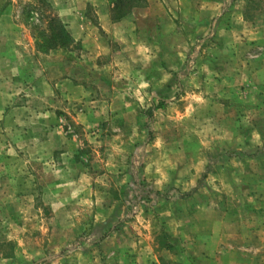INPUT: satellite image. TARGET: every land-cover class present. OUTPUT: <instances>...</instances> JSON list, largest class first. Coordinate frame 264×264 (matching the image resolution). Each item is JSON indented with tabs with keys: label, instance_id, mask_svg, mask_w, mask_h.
<instances>
[{
	"label": "rangeland",
	"instance_id": "374dc122",
	"mask_svg": "<svg viewBox=\"0 0 264 264\" xmlns=\"http://www.w3.org/2000/svg\"><path fill=\"white\" fill-rule=\"evenodd\" d=\"M47 1L0 0V264H264V0Z\"/></svg>",
	"mask_w": 264,
	"mask_h": 264
},
{
	"label": "crops",
	"instance_id": "0c3cea01",
	"mask_svg": "<svg viewBox=\"0 0 264 264\" xmlns=\"http://www.w3.org/2000/svg\"><path fill=\"white\" fill-rule=\"evenodd\" d=\"M53 2V6L57 9L60 8L59 4H56V0H51ZM68 3L71 5L73 4L74 7L77 4H81L80 1L82 0H67ZM85 2H90L95 5L98 9V26L99 29H102L103 32L112 34L118 40L122 36V30L125 27V24L128 22L130 18H123L121 20H113L111 15L110 6L107 0H85ZM71 7V8H74ZM71 21H68L67 28L73 40L82 42L85 49L88 51H95L99 53H106L104 42L102 37L95 35V29L91 23H89L85 18H72ZM101 48V51H98ZM68 83V90L70 92L76 91L79 88L73 85L71 80H67Z\"/></svg>",
	"mask_w": 264,
	"mask_h": 264
},
{
	"label": "trees",
	"instance_id": "16d2710c",
	"mask_svg": "<svg viewBox=\"0 0 264 264\" xmlns=\"http://www.w3.org/2000/svg\"><path fill=\"white\" fill-rule=\"evenodd\" d=\"M37 4L43 8H51V5L50 3L47 1V0H36ZM122 4V2H119ZM117 8H121L120 6ZM115 9H116V5H115ZM113 12V15H114V10L112 11ZM122 12H120V9H119V12L117 15H121ZM122 18V17H121ZM49 34H50V43H52V47L54 49H57V48H62L65 46L66 42L68 39H71V37L69 36V34L66 32V30L63 28V29H57V28H54L56 25L58 26L57 22L59 21L57 17L55 16H52V17H49ZM120 19V18H119ZM116 20V19H115ZM164 105L165 103H161L158 108H164Z\"/></svg>",
	"mask_w": 264,
	"mask_h": 264
}]
</instances>
